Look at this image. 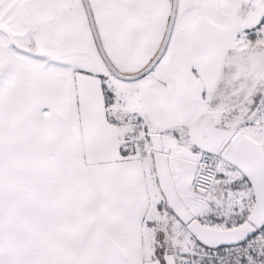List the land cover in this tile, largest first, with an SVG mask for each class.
Instances as JSON below:
<instances>
[{
    "label": "snow or ice",
    "instance_id": "6c2138e0",
    "mask_svg": "<svg viewBox=\"0 0 264 264\" xmlns=\"http://www.w3.org/2000/svg\"><path fill=\"white\" fill-rule=\"evenodd\" d=\"M0 264H264V0H0Z\"/></svg>",
    "mask_w": 264,
    "mask_h": 264
}]
</instances>
